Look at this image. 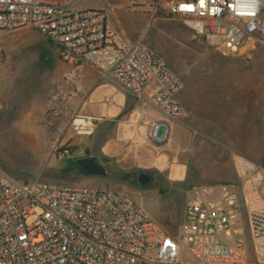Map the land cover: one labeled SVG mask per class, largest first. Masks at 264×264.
<instances>
[{
  "label": "built area",
  "instance_id": "1",
  "mask_svg": "<svg viewBox=\"0 0 264 264\" xmlns=\"http://www.w3.org/2000/svg\"><path fill=\"white\" fill-rule=\"evenodd\" d=\"M154 9L224 58L264 46V0H157ZM110 14L73 9L72 0H0V36L33 29L67 65L89 66L140 99L153 86L145 103L179 120L181 77L154 50L126 40ZM147 135L162 145L168 122L149 124ZM231 161L237 184L193 188L175 237L121 191L19 183L0 168V264H264V166L236 153Z\"/></svg>",
  "mask_w": 264,
  "mask_h": 264
},
{
  "label": "rangeland",
  "instance_id": "2",
  "mask_svg": "<svg viewBox=\"0 0 264 264\" xmlns=\"http://www.w3.org/2000/svg\"><path fill=\"white\" fill-rule=\"evenodd\" d=\"M156 1L72 0V8H110L108 22L160 55L181 77L183 92H190L192 87L200 88L198 85L201 83L220 84L223 98L235 99L236 113L231 115L235 117L233 130L230 116L223 115L221 107H214L211 116L218 114L217 121L222 123L219 132L236 133L241 138L256 141V145L243 142L239 148L253 153L259 159L257 163L264 166V46L260 43L248 45L238 55L224 58L195 36L180 19L170 17L162 9H154ZM74 78L69 65L60 60L58 48L33 29H19L0 36L1 170L19 183L39 179L49 184L121 191L167 232L176 235L192 189L205 182L199 174L205 171L197 169L207 165L205 159L200 156L198 162L190 160L188 157H192L196 150L192 156L184 150L174 151L166 157L147 149L146 143L137 141L133 142L135 148L130 151L123 150L120 145L113 147L114 153H110L108 158L105 156L107 150L103 149V156L101 148L104 141L100 132V136L97 133L91 138L89 120L73 105L75 94L80 92ZM105 87L115 88L124 97L132 95L113 81L105 80L86 99V102L97 105L99 114L104 115V108L108 106L106 102L111 100ZM142 96L146 93L143 92ZM182 120L185 123L180 127L183 134L194 137L196 122H191L192 127H188L186 118ZM117 130L114 127L112 133ZM120 131L118 138L122 136ZM128 134L130 137L132 133ZM175 137L182 144L186 142L180 133ZM220 142L225 143L222 139ZM187 143L191 147L189 140ZM222 147L228 148L226 145ZM94 154L97 163L107 172L105 176H88L77 169L79 159ZM185 159L188 162L182 163ZM67 168L72 169V174L64 177L61 171ZM224 172L233 184H237L233 170ZM143 173L154 174L155 182L141 186L139 176ZM188 174V181L195 186H187ZM33 222L34 218L28 224ZM240 228L246 233L243 227ZM221 238L231 242L225 235ZM180 259L189 260L185 248Z\"/></svg>",
  "mask_w": 264,
  "mask_h": 264
},
{
  "label": "crops",
  "instance_id": "3",
  "mask_svg": "<svg viewBox=\"0 0 264 264\" xmlns=\"http://www.w3.org/2000/svg\"><path fill=\"white\" fill-rule=\"evenodd\" d=\"M116 30L126 40L131 42L138 41L129 38V36L124 34L122 31L118 29ZM69 67L75 76L74 81L77 85V90L80 91L75 94L73 98V105L78 112L85 115L86 119L89 120V123H87L88 125L90 124L91 127V138L97 133L98 136L101 135L100 138L104 141L102 143L103 148H101V154L104 156L105 154L103 153V149L107 150V155H105L107 158L110 153H114L113 147L118 145L122 146L123 150L128 151L135 148L133 144L134 141H137L138 143H146L147 149L162 153L166 157L170 156L174 151L184 152V150L189 154V156H192L196 150V153L193 154L192 157L188 158L198 162V158L201 156L205 159H203L205 163H207V165H202L197 168L199 171H205L199 172V174L203 177L202 179L205 180L203 185L199 186H219L224 184L235 185L233 184V180H229L227 173L224 172L226 170L234 171L231 156L235 153L243 155L254 162H258L259 160L257 156L253 155V153L249 154L247 150L239 148V145L243 142L247 145H256V141L253 142L251 138H241L236 133L226 134L219 132L222 123L217 121L219 118L216 117L218 115L217 113L215 114V117H213L214 112L212 113L213 116H211V111L214 110V107H221L223 115L230 116L231 123L234 125V127H232L233 130L235 129V117H231V115H234L236 112L234 111L235 99H231L229 96L223 98V88L218 83H201L198 85L200 88L192 87L190 92L185 90L183 92L182 90L178 95V99L184 108V115L176 121H169L162 115V113H160V111L145 103L143 100L149 97L153 90V86L148 87L144 91L146 96H142L143 99L137 98L131 94V96L124 97L119 95L115 88L105 87V92L111 96V100L109 101V97L107 98L108 101L106 102V105L108 106L104 108L105 110L103 111V115L99 114V111L96 112L97 105L95 103V105L88 103L86 102V99H88V96L93 95L94 91L99 88L100 84L103 83L105 79H102L100 74L89 66L80 65L78 67H73L69 65ZM114 83L117 84L116 82ZM228 104L233 105L228 106ZM112 112L114 113L110 116V113ZM184 118L187 120L188 127H192L190 124L191 122H196V126H193L194 137H191L189 134L185 136L183 131L180 129L181 126L185 125L182 120ZM165 121L168 122L170 127V137L162 145H155L147 135V127L153 122ZM114 127L118 130L115 133H112ZM119 131L122 132V136L120 138H118ZM128 133H132L130 137ZM178 133L186 138L185 143L189 140L191 147H189L188 143L182 144L176 140L175 136H178ZM220 139L224 140L225 143H221ZM219 143L228 146V148H223ZM90 144L92 145L91 141ZM98 145L99 147L101 146L100 144ZM99 147L98 151L100 149ZM94 156H96V154H94ZM181 162L187 163L188 159ZM211 170L218 172H208ZM188 180L189 174L187 175L186 184L189 187L195 186Z\"/></svg>",
  "mask_w": 264,
  "mask_h": 264
},
{
  "label": "water",
  "instance_id": "4",
  "mask_svg": "<svg viewBox=\"0 0 264 264\" xmlns=\"http://www.w3.org/2000/svg\"><path fill=\"white\" fill-rule=\"evenodd\" d=\"M77 166L88 176H105L107 172L97 163L95 156L81 158L76 162ZM141 186H148L154 183V177L143 173L139 176Z\"/></svg>",
  "mask_w": 264,
  "mask_h": 264
},
{
  "label": "trees",
  "instance_id": "5",
  "mask_svg": "<svg viewBox=\"0 0 264 264\" xmlns=\"http://www.w3.org/2000/svg\"><path fill=\"white\" fill-rule=\"evenodd\" d=\"M77 169L79 170V171H81V172H83L78 166H77ZM84 173V172H83ZM61 174H62V176H64V177H69V175L70 174H72V169L71 168H67V169H64V170H62L61 171ZM85 174V173H84ZM171 236H173V237H175V234H171V233H169Z\"/></svg>",
  "mask_w": 264,
  "mask_h": 264
},
{
  "label": "flooded vegetation",
  "instance_id": "6",
  "mask_svg": "<svg viewBox=\"0 0 264 264\" xmlns=\"http://www.w3.org/2000/svg\"><path fill=\"white\" fill-rule=\"evenodd\" d=\"M147 175L153 176L154 177V182H155L156 176L154 174H147Z\"/></svg>",
  "mask_w": 264,
  "mask_h": 264
},
{
  "label": "snow or ice",
  "instance_id": "7",
  "mask_svg": "<svg viewBox=\"0 0 264 264\" xmlns=\"http://www.w3.org/2000/svg\"><path fill=\"white\" fill-rule=\"evenodd\" d=\"M201 4H203V0H201Z\"/></svg>",
  "mask_w": 264,
  "mask_h": 264
}]
</instances>
